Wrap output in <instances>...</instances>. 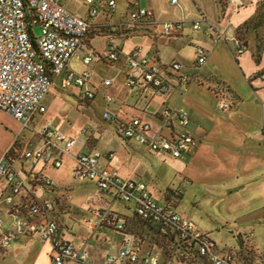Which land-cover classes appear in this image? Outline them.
Returning a JSON list of instances; mask_svg holds the SVG:
<instances>
[{
  "label": "crops",
  "instance_id": "0c3cea01",
  "mask_svg": "<svg viewBox=\"0 0 264 264\" xmlns=\"http://www.w3.org/2000/svg\"><path fill=\"white\" fill-rule=\"evenodd\" d=\"M100 1L110 0H62L67 9L92 26L70 66L76 72L90 71L88 86L95 92L94 99H84V89L62 88L61 76L54 78L44 101L50 95L55 101L64 99L54 87L71 93L70 101L77 107L78 122L73 125V116L68 112L60 113L58 108L48 111L43 101L46 111L35 117L31 129L22 131L15 119L12 120L19 125L18 130L0 126L3 139L0 160L14 147L18 153L42 147L43 140L38 131L49 125L76 138L70 154L74 165L82 153H101L104 158L100 161L101 168L110 165L124 179L145 182L160 204L173 205L178 213L193 221L211 238L214 231L219 233L220 229L232 236L226 227L242 234H252L254 228H264V80L254 77L264 70V26L251 23L258 0H237L242 6L231 0H115L113 10L108 6L100 8ZM245 3L249 5L246 7ZM92 7L98 8L95 15L91 14ZM133 7L153 11L159 23L131 34L96 32L127 19ZM199 19H203L201 28L195 29L192 22ZM176 21H184L182 28H173L165 35L161 23ZM237 38L246 43L247 50L235 57ZM111 45L116 46L119 57L110 62L107 57ZM198 48L207 55L202 65L197 64ZM135 51L139 52V60L150 59L162 68L173 63L181 64L179 72L169 75L171 86L167 93L156 94L128 85L127 55ZM87 56L92 60L86 65L83 59ZM183 79L190 82L184 86L181 84ZM105 81L111 84L106 86ZM107 95L113 98L111 102L106 100ZM221 103L230 107L222 110ZM165 108H185L189 112L190 122L185 129L196 138L197 144L188 157L175 159L126 142L102 118L106 110L126 120L141 117L150 125L151 133H155L162 129L159 116ZM173 118L177 119L176 116ZM172 126L181 129L175 120ZM84 129L88 131L83 132ZM165 132L169 131L165 129ZM87 133L90 136L84 137ZM107 134L113 135L112 144L104 138ZM144 158L150 160L146 170L143 169ZM160 163H168L166 170L180 177L173 187L163 185L160 180ZM14 167L27 182L24 195L15 203L28 204L31 200L50 197L47 189L35 178L45 177L53 181L57 187L54 196L57 207L51 215L61 224V234L66 240L88 251L91 264H106V258L117 254L128 241L127 236L138 242L142 249L148 248L144 230L143 235L142 229L133 227L134 221H141L134 212L130 214L123 210H130L131 205L100 192L90 181H79L82 185L62 184L55 179L53 171L58 168L52 164H39L21 173L20 161L16 160ZM158 187L164 189L155 194L160 196L159 199L153 193L159 190ZM92 189L98 191L93 193H97L103 202L114 199L116 208L114 203L110 204V209L90 203L85 208L73 205L72 197L77 191L86 190L83 193L88 196ZM8 191L7 180L0 176V200ZM167 191L172 195L181 194L176 204L174 200L167 201L164 194ZM63 195L68 196L67 208L71 210L64 215L60 213ZM94 208L100 209L96 215ZM103 211L110 212L112 223L113 219L118 221L124 217L126 230L117 234L118 231L108 226L94 231L96 216ZM89 220H92L91 225L86 223ZM8 249V254L20 264L52 262L51 244L37 236L23 238ZM156 252L160 256V252Z\"/></svg>",
  "mask_w": 264,
  "mask_h": 264
},
{
  "label": "built area",
  "instance_id": "2783aa9c",
  "mask_svg": "<svg viewBox=\"0 0 264 264\" xmlns=\"http://www.w3.org/2000/svg\"><path fill=\"white\" fill-rule=\"evenodd\" d=\"M231 1L237 6H242L237 0ZM98 6H108L113 10L116 1H100ZM97 11L98 8H91L92 15ZM202 20L192 22L193 27L200 29ZM158 23L153 11L133 7L127 19L118 24H111L105 29L108 33L131 34ZM183 23L184 21L162 22L163 33L167 35L173 28L181 29ZM36 28L41 30L39 37L34 33ZM91 28L87 20L67 9L62 0H0V110L14 118L22 131L31 129L35 117L45 113L43 101L56 77L61 76L62 88L84 89V99H94L95 92L88 86L90 71L76 72L70 66ZM234 45L235 57L247 50L246 43L240 38L235 39ZM138 54L139 52L135 51L127 55L128 85L156 94L167 93L171 86L169 75L179 72L181 64L173 63L162 68L150 59L139 60ZM118 57L116 46L111 45L108 61H116ZM83 60L87 65L91 63L92 58L87 56ZM206 60V52L198 48L197 64L202 65ZM254 77L264 80V70ZM189 82V79H183L181 84L185 86ZM110 84V81H105L106 86ZM112 99L111 96H106L108 102ZM219 107L224 110L230 105L221 103ZM175 116L177 119L173 118ZM103 120L111 124L124 141L136 143L152 153L180 159L190 156L196 149V138L185 129L190 122L189 112L185 108H165L159 116L162 129L155 133H151L150 125L143 122L141 117L126 120L106 110ZM174 120L180 130L173 128ZM165 129L169 132L166 133ZM87 131L88 129L83 130ZM38 135L43 140L42 147L25 149L20 153L14 147L0 160V176L7 180L10 191L0 200V252L23 238L37 236L51 244L53 264H91L88 251L79 249L74 243L66 240L61 234V224L51 215L57 207L54 199L56 189L53 188L55 185L52 180L45 177L35 178L39 185L44 182V188L50 197L31 200L28 204L15 203V195L21 194L27 186L26 180L14 167L16 160L29 162L32 167L52 164L59 168L62 161L55 153L69 152L76 145V138L49 125L42 127ZM112 156L111 154L110 157ZM101 157V153L96 151L80 154L74 171L75 179L80 182L90 181L100 192L125 205L133 206L134 215H137L145 228L170 243L177 256H186V261L197 260L193 255L175 248L165 236L176 234L177 240L188 245L194 244L197 256L210 264H235L232 254L220 255L212 238L203 233L193 221L178 213L173 205L160 204L145 182L124 179L118 170L110 165L101 168ZM5 209L8 210L7 219L3 217ZM108 226L118 232L126 230L124 222L113 219L112 223L110 212L103 211L97 215L93 227L100 230ZM156 231L161 235H157ZM133 243L129 245L125 242L117 254L107 257L106 264H116L119 259L126 260L128 264H161L156 251L142 249L138 242Z\"/></svg>",
  "mask_w": 264,
  "mask_h": 264
},
{
  "label": "rangeland",
  "instance_id": "374dc122",
  "mask_svg": "<svg viewBox=\"0 0 264 264\" xmlns=\"http://www.w3.org/2000/svg\"><path fill=\"white\" fill-rule=\"evenodd\" d=\"M249 4L245 3V6L247 7ZM255 11L256 14L254 15L253 19L251 20V23L255 24V25H260V26H264V0H258L257 4L255 6ZM36 37H39L41 35V30L39 28H36L34 31ZM54 89H56L57 92H59L61 95L64 96V99H59L57 101L53 100V95H50L49 97H47L46 101H44V103L47 105L48 107V111H52V109H59L61 112L60 113H64V112H68L70 116H73V125H76V123L78 122L77 119V107L73 104V102H71L70 98H71V93L65 91L64 89H60L57 87H54ZM80 111V110H79ZM104 113V112H103ZM103 113H102V118H103ZM12 119L10 115H8L7 113L3 112L0 110V126H6L9 129L12 130H18L19 129V125L17 123H15ZM116 134V133H115ZM86 136H90L89 133L85 134L84 137ZM106 140H108V144H112L114 141V137L109 136L108 134L106 135V137H104ZM2 134H1V130H0V143L2 142ZM102 151V148H99ZM99 150V151H100ZM72 152V149L69 152H62V151H58L55 153V155L62 161V165L58 168L57 171H53V175L56 177L55 179L57 181H60L62 184H74V185H82L78 180L75 179L74 177V171L76 169L77 166V160L75 159V165H74V161L73 158L70 157V154ZM104 158L101 157L100 161H102ZM145 160V166L143 167L144 170H146V166L149 168V164L150 160L144 158ZM24 161H20V167H19V171L21 173H24V171H27L29 169L32 168V165L28 162L26 164L28 165H23ZM160 171H161V178L160 180L163 182V185L168 184L169 186L173 187L174 185H176L178 183L179 180V176H175L174 173H172L170 170H166V167L168 166V163L163 164L160 163ZM159 178V177H158ZM8 183V182H7ZM161 185V184H160ZM163 185L161 187H163ZM158 187L159 190H155L154 195L155 194H159V191L164 190L163 188ZM10 192V191H9ZM78 193L73 195L72 197V201H73V205L75 207H80V208H85L86 205H90V204H96V206H101L104 207V209H110V204L114 203V199L110 200L109 203L108 201L103 202L97 195V193H93V192H98V191H94L93 189L90 190L88 196H85V194L83 192H87L86 190L83 191H77ZM165 194V198L167 199V201L170 200H174V203L176 204L178 202V200L181 198V194H179L177 192V194L172 195L171 191H167ZM24 195V191H21V194H16L15 195V199H17L16 201L19 202V200L21 199V196ZM64 199L62 200L63 202V206L60 207V213L62 215L64 214H68L71 212L70 209L67 208V201H68V196L67 195H63ZM158 199L160 198V196L155 195ZM170 199V200H169ZM90 203V204H89ZM123 204V203H122ZM114 206L116 208V204L114 203ZM187 204H184V207H186ZM183 208V207H182ZM103 209V208H102ZM124 212L133 214V206L130 208V210L128 209H123ZM100 211L99 208H94V214L96 215V213ZM8 215V210L5 209L4 210V215L3 217L5 219H7ZM97 217V216H96ZM121 222L125 221L124 217L120 218ZM86 223L90 224L92 223V220L90 221H86ZM238 227V225H236ZM133 227L134 229H142V233L144 230V240L146 242V246H148L147 249H153L155 251H159L160 252V256L161 257V264H200V262L195 261L193 259L190 260H185V257L181 256H177V253L175 252V249L172 247V245L170 243H167L166 241L160 239L158 236H155L154 234H152L149 230H147L145 228V226L138 222L133 223ZM241 229H243L242 226H239ZM232 234V236L227 233V231L225 230H218L219 233H217V231H214V233L212 234L213 238L212 240L214 241L215 245H216V250L218 251V253L222 256H229V254H232L234 256V262L235 264H264V228H254V232L252 234H242L239 233L238 231H235V229H231L230 227H226ZM92 229L94 231H96V229H94V227H92ZM113 230V227L111 228ZM248 229V228H247ZM136 231V230H135ZM150 232V233H149ZM117 234H121L119 232H116ZM211 236V235H210ZM128 237V241L126 242V244L129 245H133V238H131L130 236ZM9 250V249H8ZM8 250L7 251H3L0 252V264H20L19 260L15 259V257L13 255L8 254ZM238 253V257L237 256ZM240 253V254H239ZM190 258V257H189ZM107 259V258H106ZM186 261V262H183ZM49 264H53V262L49 261ZM116 264H128V262L126 260H122L119 259Z\"/></svg>",
  "mask_w": 264,
  "mask_h": 264
},
{
  "label": "trees",
  "instance_id": "16d2710c",
  "mask_svg": "<svg viewBox=\"0 0 264 264\" xmlns=\"http://www.w3.org/2000/svg\"><path fill=\"white\" fill-rule=\"evenodd\" d=\"M96 32H106V29L104 28V29L96 30ZM40 185H41L42 187H45L44 182H41ZM53 188H54V189H57L56 186H54ZM134 216H135L136 218H138L137 215H134ZM138 219H139V218H138ZM139 220H140V219H139ZM156 234H157V235H161L158 231H156ZM167 237H168V239L171 241V243L174 244L175 248L181 250V251L184 252V253H189V254L193 255L194 258H195L198 262H200L201 264H210V263H208L206 260H203L202 258H200V257L197 256L198 254H197V252L194 250V249H195L194 244H189V245H188V244H185V243H183V242L177 240V238H176V234H175V235H171V236H170V235H167V236H165L164 238L167 239ZM202 262H203V263H202Z\"/></svg>",
  "mask_w": 264,
  "mask_h": 264
}]
</instances>
